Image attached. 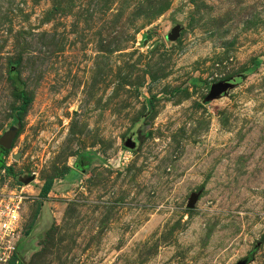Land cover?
<instances>
[{
	"label": "rangeland",
	"instance_id": "rangeland-1",
	"mask_svg": "<svg viewBox=\"0 0 264 264\" xmlns=\"http://www.w3.org/2000/svg\"><path fill=\"white\" fill-rule=\"evenodd\" d=\"M0 140V264H264V0H0Z\"/></svg>",
	"mask_w": 264,
	"mask_h": 264
},
{
	"label": "built area",
	"instance_id": "built-area-1",
	"mask_svg": "<svg viewBox=\"0 0 264 264\" xmlns=\"http://www.w3.org/2000/svg\"><path fill=\"white\" fill-rule=\"evenodd\" d=\"M17 200L16 196H12L8 202L0 201V233L3 236H13L18 227L21 202Z\"/></svg>",
	"mask_w": 264,
	"mask_h": 264
},
{
	"label": "water",
	"instance_id": "water-1",
	"mask_svg": "<svg viewBox=\"0 0 264 264\" xmlns=\"http://www.w3.org/2000/svg\"><path fill=\"white\" fill-rule=\"evenodd\" d=\"M235 85H236L235 79H230V80H226L223 82L213 84L210 87V91H209L207 99L209 100V99L221 98L225 96L228 93V91L231 90ZM0 146L3 148H7L8 141L0 140ZM135 146H136L135 142L131 138L127 139L126 142L124 143V147L129 150H134ZM14 159L17 160L18 157H14ZM197 200H198L197 194L191 195L189 202L187 204V208L192 209L195 203L197 202ZM238 264H248V262L246 260H243Z\"/></svg>",
	"mask_w": 264,
	"mask_h": 264
},
{
	"label": "trees",
	"instance_id": "trees-1",
	"mask_svg": "<svg viewBox=\"0 0 264 264\" xmlns=\"http://www.w3.org/2000/svg\"><path fill=\"white\" fill-rule=\"evenodd\" d=\"M12 85H13L14 90L17 92L18 98L21 100L20 110L23 111L30 104L31 100L25 94L23 88L19 87L16 84V82H13ZM6 153H7V151L5 149L0 148V155L1 156L6 155ZM1 168L3 170H5L7 173L11 172V168L10 167H5L3 164L1 165ZM51 186H52V181L51 180L45 181L44 184L42 185L40 191H39L38 197L40 199H45L47 197L50 189H51ZM8 264H17L15 257Z\"/></svg>",
	"mask_w": 264,
	"mask_h": 264
}]
</instances>
